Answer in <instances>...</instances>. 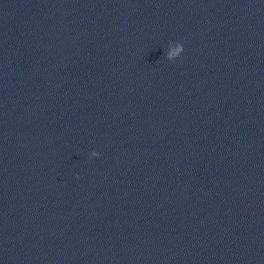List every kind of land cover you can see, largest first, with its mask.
Listing matches in <instances>:
<instances>
[{"label": "clouds", "instance_id": "clouds-1", "mask_svg": "<svg viewBox=\"0 0 264 264\" xmlns=\"http://www.w3.org/2000/svg\"><path fill=\"white\" fill-rule=\"evenodd\" d=\"M183 52V46L180 43L175 44V48H171L170 51L167 52V59L170 61H174L177 57H179ZM91 156H98V153L93 151ZM79 178V177H77Z\"/></svg>", "mask_w": 264, "mask_h": 264}]
</instances>
